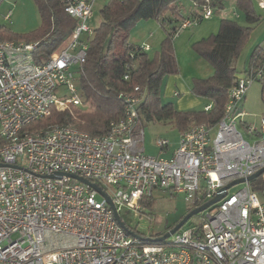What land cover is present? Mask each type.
I'll list each match as a JSON object with an SVG mask.
<instances>
[{"label":"built area","instance_id":"1","mask_svg":"<svg viewBox=\"0 0 264 264\" xmlns=\"http://www.w3.org/2000/svg\"><path fill=\"white\" fill-rule=\"evenodd\" d=\"M190 1L201 20L214 15L211 0ZM95 2L65 0L77 25L43 62L35 60L39 42L0 40V264H264V199L247 181L264 168V117L260 130L241 120L247 137L237 127L246 115L239 105L261 69L238 76L221 120L181 132L170 158L145 153L139 110L145 93L139 86L120 94L123 116L103 136L71 125L26 129L53 108L92 110L77 75L94 32L89 21ZM257 5L264 16V0ZM199 20L190 16L181 29ZM134 68L127 65L125 80ZM156 144L163 152L169 140ZM240 179L245 182L159 242L146 240L154 234L122 227L110 204L118 213L128 207L142 214L156 189L204 204Z\"/></svg>","mask_w":264,"mask_h":264},{"label":"trees","instance_id":"2","mask_svg":"<svg viewBox=\"0 0 264 264\" xmlns=\"http://www.w3.org/2000/svg\"><path fill=\"white\" fill-rule=\"evenodd\" d=\"M214 12L224 9L225 0H211ZM42 18V25L25 37L15 36L7 29L0 28V40L36 41V62H43L63 41L68 39L77 25L64 9L65 0H35ZM243 11L246 26L234 20H222L216 34L193 43L194 49L213 67L214 72L207 78L198 79L192 86V93L210 100L212 108L181 111L174 104L162 101V85L167 75L178 74L179 66L173 50L174 38L180 33L182 22L190 17H198L200 12L194 7L191 15H186L182 0H116L102 9V22L89 40L86 61L78 72L79 86L85 100L91 102L92 110L84 112L80 108L66 110L53 108L50 115L31 122L26 126L30 131L46 129L50 126L71 125L94 136H103L109 131L110 123L123 116L124 106L120 94L139 86L145 98L139 106L142 119L148 122H164L176 126L180 133L194 125L212 126L225 113L230 88L236 82L235 66L243 47L248 41L254 25L262 20L256 10L254 0H236ZM156 19L165 31V38L154 57L130 43L129 31L140 20ZM135 63L127 81L124 74L129 63ZM262 70L257 80L262 84L264 95V48L256 47L251 55L248 69ZM247 69V70H248ZM73 110L76 114H73ZM251 186L264 196V174L251 181ZM202 204L196 200L194 207ZM178 223V222H177ZM167 228V231L173 228ZM154 234L153 237H158Z\"/></svg>","mask_w":264,"mask_h":264},{"label":"rangeland","instance_id":"3","mask_svg":"<svg viewBox=\"0 0 264 264\" xmlns=\"http://www.w3.org/2000/svg\"><path fill=\"white\" fill-rule=\"evenodd\" d=\"M114 1L116 0H96L93 8V16L89 21L92 30L98 29L101 25L102 9ZM182 2L188 3L189 0H182ZM257 8L258 5H256V10H258ZM236 14L238 17L235 16ZM222 19L234 20L241 26L247 25L244 13L237 6L236 0H225L224 9L220 13L214 12L211 18L204 19L199 24H193L187 29H182L174 38V44H172L180 68L178 74L192 81L197 75L205 73L207 65L213 69L212 65L194 49L193 44H190L189 41L199 37L198 35L200 33H206L211 26H214L216 22H220ZM262 21H264V19ZM41 25L42 18L35 0H5L0 6V28L7 29V31H10L15 36L22 38L28 36L39 29ZM155 28H158L157 34L159 32L160 35L164 36L165 31L156 19L140 20L131 27L129 31V40L133 43L142 45L151 44V54H153V52L158 49V46H154V44H158L159 42L156 40V34L153 39H149V35L156 31ZM258 35L261 37L264 36V25L259 27L256 37ZM66 41L67 39L60 45L62 46ZM253 50L254 48L250 50L249 54H246L245 51L242 55H239L235 63L239 71L243 70L247 63H249ZM174 75L175 74L167 75L165 83L167 84L169 78ZM172 99L175 101L178 100L175 97H172ZM163 103L166 104L168 102L163 100ZM206 103H208V101L203 100L201 105L193 110L203 109ZM239 108L246 113L243 118L237 120V127L240 132H242L243 136L247 137L245 126L241 123V120L260 130L262 127V118L264 117V95L262 93V84L260 81H255L249 87L245 99L240 103ZM73 114H76L75 110H73ZM142 124L146 154L151 156H156L158 154L159 148L156 144L158 138L169 140L171 142V147L178 146L180 130L176 126L164 122H148L145 119H142ZM164 155L165 154H163V156ZM237 187L239 186H236V188ZM105 188L111 192V187ZM187 197V194H176L172 193L170 190L156 189L151 197V202L143 209L142 214L136 212L134 209L123 207L119 211L120 218L132 230L146 237L153 234L165 233L168 227L179 222L194 207L193 201L187 200ZM263 197L261 195L262 199H264ZM98 198L100 197L98 196ZM147 215L152 216L154 221L151 223L147 221ZM195 219H198L197 215L190 218L183 228L187 227L189 223Z\"/></svg>","mask_w":264,"mask_h":264},{"label":"crops","instance_id":"4","mask_svg":"<svg viewBox=\"0 0 264 264\" xmlns=\"http://www.w3.org/2000/svg\"><path fill=\"white\" fill-rule=\"evenodd\" d=\"M257 1L258 0H254L255 6L257 5ZM183 4H184V7H185V12L184 13L186 15H191L193 13V11H194V9L192 7V2L189 0L188 3H183ZM257 9H258L257 10L258 13L262 16V20H263L264 16H263L261 10L259 9V7ZM237 17H238V15H237ZM222 20L220 22H216V24H214V26H211V28L208 29V31H206V33L205 32L204 33H200L198 35L199 37H197L194 40L191 39L189 41V43L193 44V43H195V42H197V41H199V40H201L203 38L209 37L212 34H216L219 31V29L221 28ZM262 20L259 23H257L256 25H254V30L252 31L248 41L246 42L245 46L243 47L240 55H242V53L245 52V51H246V54H249L250 50L253 49V48L255 49L256 47H263L264 48V36L261 37L260 35H258L256 37L257 32L259 31V27L264 25V21H262ZM199 23L200 22H198L197 24H199ZM189 27H191V26H189ZM189 27H187V28H189ZM187 28H185V29H187ZM155 29H156V31H154L153 33H151L149 35V39L155 38V34H156V40H158L157 42H159V43L158 44H154V46H158V49L155 50L153 52V54H151L152 45L149 44V43L146 44V45H148L150 47V49L148 51H146V53L148 54V56L150 58L155 56L157 51L160 49V45H161L162 41L165 38V34H164V36L160 35L159 32L157 34V31H158L157 29L158 28H155ZM160 31H161V29H160ZM130 43H132L134 45H139V46L142 45V44L133 43L131 41H130ZM143 43H146V42H143ZM247 60H249V59H247ZM246 63H247V61H246ZM235 66H236V69H237V76H240V75H243V73L248 69L249 63H247L246 67H244V69L241 70V71L238 70V67H237L236 64H235ZM206 67L207 68H206L205 73H201V74L197 75L192 81H191V79L190 80L186 79L184 76H181L180 74H175L174 76H171V78H169V80H168V82L166 84L165 83L166 82L165 81L166 78H165L164 82H163V85H162V101L166 100L167 102L173 103L175 108L178 109V110L180 109L181 111H183V110H193L194 108H198L201 105L203 100H207L208 101V103H206L204 105L203 109L205 108V106L211 104L212 102L210 100L194 95L192 93V90H191L192 86H193V84H194V82L196 80L202 79V78H207V77H209V76H211L213 74L214 69L210 68V66H208V65ZM172 97H175L178 100L175 101V100L172 99ZM157 147L159 148V152H158V154L156 156H161V157H164V158L172 157L175 149L177 148V146L171 147V142L170 141H169L168 146L166 148H164L163 152H161V149H160L159 146H157ZM163 154H165V155L163 156Z\"/></svg>","mask_w":264,"mask_h":264},{"label":"water","instance_id":"5","mask_svg":"<svg viewBox=\"0 0 264 264\" xmlns=\"http://www.w3.org/2000/svg\"><path fill=\"white\" fill-rule=\"evenodd\" d=\"M1 165V164H0ZM264 174V168L259 170L257 173H255L254 175L250 176L247 181H252L254 180L255 178L261 176ZM73 177L77 178L79 181L89 185L90 187L96 189L100 194L102 195H106L103 190L100 188V186H98L97 184L95 183H92L91 181L85 179V178H82L80 176H77V175H73ZM241 182H245L244 179H240V180H236L232 183H230L229 185H227L226 187L222 188L220 190V192L214 197L212 198L211 200H209L208 202L198 206V207H195L194 209H192L191 211L188 212V214H186L173 228H171L170 230H168L167 232H165L164 234L160 235L159 237L157 238H146V240L148 241H156V242H159V241H163L167 238H169L172 234H174L175 232H177L178 230H180L184 225L185 223L190 219L192 218L193 216H196L198 214H200L202 211L206 210L207 208H209L210 206L216 204L217 202H219L227 193V190L232 187L233 185L235 184H238V183H241ZM110 204L114 210V213H115V217L116 219L118 220V222L120 223V225L122 227H124L126 230L129 231L128 227L126 226V224L121 220L120 218V215L119 213L117 212L116 208L114 207V205L111 203L110 201ZM132 233V232H131Z\"/></svg>","mask_w":264,"mask_h":264},{"label":"flooded vegetation","instance_id":"6","mask_svg":"<svg viewBox=\"0 0 264 264\" xmlns=\"http://www.w3.org/2000/svg\"><path fill=\"white\" fill-rule=\"evenodd\" d=\"M194 208H195V207H193L192 209H194ZM192 209H191V210H192Z\"/></svg>","mask_w":264,"mask_h":264}]
</instances>
